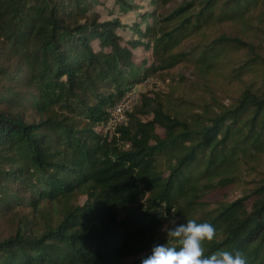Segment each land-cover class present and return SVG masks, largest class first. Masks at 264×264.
Masks as SVG:
<instances>
[{
    "label": "trees",
    "instance_id": "trees-1",
    "mask_svg": "<svg viewBox=\"0 0 264 264\" xmlns=\"http://www.w3.org/2000/svg\"><path fill=\"white\" fill-rule=\"evenodd\" d=\"M108 1L0 0V264H141L171 219L264 264V0ZM178 67L237 91L159 101Z\"/></svg>",
    "mask_w": 264,
    "mask_h": 264
},
{
    "label": "clouds",
    "instance_id": "clouds-1",
    "mask_svg": "<svg viewBox=\"0 0 264 264\" xmlns=\"http://www.w3.org/2000/svg\"><path fill=\"white\" fill-rule=\"evenodd\" d=\"M169 224L172 227L165 225L162 231L166 232L167 238L179 241V250L167 244H157L152 248L151 255L142 259L141 264H247L240 252L233 255L229 251L219 250L205 256L203 243L213 241L216 236V229L211 224L197 223L195 219L183 224L171 219Z\"/></svg>",
    "mask_w": 264,
    "mask_h": 264
},
{
    "label": "rangeland",
    "instance_id": "rangeland-1",
    "mask_svg": "<svg viewBox=\"0 0 264 264\" xmlns=\"http://www.w3.org/2000/svg\"><path fill=\"white\" fill-rule=\"evenodd\" d=\"M146 3L147 2L145 1L143 4ZM107 4L111 6L113 4V0H109ZM98 10H100V8H98ZM223 31L229 34L230 36H234V37L244 36V30L240 27L229 26L225 28ZM221 32H222L221 29L218 31H213L215 36ZM188 48H190V46H188ZM238 62L239 60L237 59L235 61V64ZM194 71L195 70H193L192 67L190 69H186L184 67L175 68L174 70L169 71L170 72L169 78L167 79L166 83L157 77L155 79L156 83L154 81L155 86H157L159 90L162 91V94L159 95V101H164V100L174 101L173 99L174 96L184 97L187 100L195 99V98L213 97L218 100L224 101L227 100L230 96H233L234 95L233 93L237 91L235 84H228L227 81H225L224 76L223 77H220V75L219 77L215 76L212 83L211 82L203 83V82H199L197 78L194 77ZM180 76H185L188 82H186L185 84H181L180 82H177ZM173 80L174 83H172ZM150 84L151 82L149 84H144L139 87H136L133 91L136 92L137 94L140 93L141 91L148 92L149 90L147 89L149 88ZM171 89H174L171 92L172 96L170 98L164 97L163 95L165 93L168 94ZM236 194H240V193L236 191ZM232 199H234V197H232Z\"/></svg>",
    "mask_w": 264,
    "mask_h": 264
},
{
    "label": "built area",
    "instance_id": "built-area-1",
    "mask_svg": "<svg viewBox=\"0 0 264 264\" xmlns=\"http://www.w3.org/2000/svg\"><path fill=\"white\" fill-rule=\"evenodd\" d=\"M147 81L145 84H149ZM144 85V84H143ZM138 94L133 90L128 92L123 100L110 112V120L105 128V133L111 140L114 136L118 137L117 129L128 122L126 113L132 109L137 101Z\"/></svg>",
    "mask_w": 264,
    "mask_h": 264
}]
</instances>
